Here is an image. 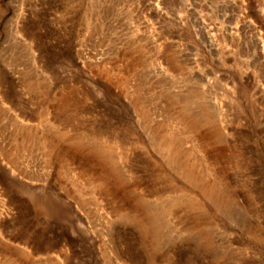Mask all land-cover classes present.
<instances>
[{"label": "rangeland", "instance_id": "374dc122", "mask_svg": "<svg viewBox=\"0 0 264 264\" xmlns=\"http://www.w3.org/2000/svg\"><path fill=\"white\" fill-rule=\"evenodd\" d=\"M0 264H264V0H0Z\"/></svg>", "mask_w": 264, "mask_h": 264}, {"label": "bare ground", "instance_id": "6f19581e", "mask_svg": "<svg viewBox=\"0 0 264 264\" xmlns=\"http://www.w3.org/2000/svg\"><path fill=\"white\" fill-rule=\"evenodd\" d=\"M158 145L164 149L165 151H167L169 157L171 160H175L177 159L178 157L181 156V153L180 151L178 150V147H177V137L176 136H169L167 138H164V139H160L159 142H158ZM99 150H97L96 152V155L99 159L101 160H108V151L105 150V149H101V148H98ZM181 159V157H180ZM186 176H190L192 177L193 175L190 174V173H186L185 174ZM154 219H153V228L156 229L157 228V225H158V217L159 215H154L153 216Z\"/></svg>", "mask_w": 264, "mask_h": 264}]
</instances>
